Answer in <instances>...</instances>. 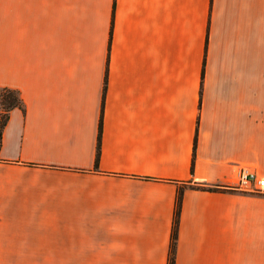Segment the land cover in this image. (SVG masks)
Instances as JSON below:
<instances>
[{"label": "crops", "instance_id": "obj_1", "mask_svg": "<svg viewBox=\"0 0 264 264\" xmlns=\"http://www.w3.org/2000/svg\"><path fill=\"white\" fill-rule=\"evenodd\" d=\"M1 87L0 252L168 264L181 190L173 264H264V0H0Z\"/></svg>", "mask_w": 264, "mask_h": 264}, {"label": "trees", "instance_id": "obj_2", "mask_svg": "<svg viewBox=\"0 0 264 264\" xmlns=\"http://www.w3.org/2000/svg\"><path fill=\"white\" fill-rule=\"evenodd\" d=\"M0 98L1 104L4 106V113L0 115V145H1V132L2 128L7 120L8 111L13 107L23 108L22 98L20 97L18 90L9 87H1L0 88ZM98 153V148H97ZM200 188L214 189L216 187L205 186L202 184L196 185ZM180 200H181V190L179 191L176 199V209L174 212L173 224H172V234H171V242H170V253L168 264H173V254L175 247V239H176V228L178 223L179 209H180Z\"/></svg>", "mask_w": 264, "mask_h": 264}, {"label": "rangeland", "instance_id": "obj_3", "mask_svg": "<svg viewBox=\"0 0 264 264\" xmlns=\"http://www.w3.org/2000/svg\"><path fill=\"white\" fill-rule=\"evenodd\" d=\"M4 113V106L0 98V115ZM57 253L40 252H0V264H52Z\"/></svg>", "mask_w": 264, "mask_h": 264}, {"label": "built area", "instance_id": "obj_4", "mask_svg": "<svg viewBox=\"0 0 264 264\" xmlns=\"http://www.w3.org/2000/svg\"><path fill=\"white\" fill-rule=\"evenodd\" d=\"M235 188L264 193V175L247 167H241L238 171V179Z\"/></svg>", "mask_w": 264, "mask_h": 264}]
</instances>
